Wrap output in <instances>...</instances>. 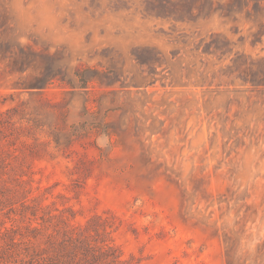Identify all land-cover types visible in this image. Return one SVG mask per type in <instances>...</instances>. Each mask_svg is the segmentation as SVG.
Instances as JSON below:
<instances>
[{
    "label": "rangeland",
    "instance_id": "obj_1",
    "mask_svg": "<svg viewBox=\"0 0 264 264\" xmlns=\"http://www.w3.org/2000/svg\"><path fill=\"white\" fill-rule=\"evenodd\" d=\"M263 65L264 0H0V264H264Z\"/></svg>",
    "mask_w": 264,
    "mask_h": 264
},
{
    "label": "trees",
    "instance_id": "obj_2",
    "mask_svg": "<svg viewBox=\"0 0 264 264\" xmlns=\"http://www.w3.org/2000/svg\"><path fill=\"white\" fill-rule=\"evenodd\" d=\"M246 81H251L256 84H264V65L255 75L246 76ZM66 240V242L64 241V243L60 245V252H58L56 256H50L48 260L42 262V264H105L104 259H107L108 257H111V262L118 261L117 256L109 251V249L99 252L95 246H90L88 242H85L83 252H81L82 256L80 257L76 250L78 249L77 245L76 249H71L70 244L75 241H80L81 239L72 235Z\"/></svg>",
    "mask_w": 264,
    "mask_h": 264
}]
</instances>
